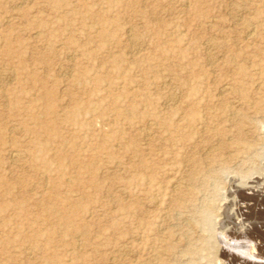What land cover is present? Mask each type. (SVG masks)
<instances>
[{
	"label": "rangeland",
	"instance_id": "obj_1",
	"mask_svg": "<svg viewBox=\"0 0 264 264\" xmlns=\"http://www.w3.org/2000/svg\"><path fill=\"white\" fill-rule=\"evenodd\" d=\"M263 178L264 0H0V264H239Z\"/></svg>",
	"mask_w": 264,
	"mask_h": 264
},
{
	"label": "bare ground",
	"instance_id": "obj_2",
	"mask_svg": "<svg viewBox=\"0 0 264 264\" xmlns=\"http://www.w3.org/2000/svg\"><path fill=\"white\" fill-rule=\"evenodd\" d=\"M225 86H227V85H225ZM225 90H226V88H225ZM171 102L174 104L175 99H172ZM149 132L151 135V131H149ZM146 135L149 136V134H146ZM15 160H17V159L15 158ZM263 182H264V180H263ZM181 185H182V183H181ZM263 187H264V185H263ZM263 187L259 188V190L258 189L256 190L253 188L247 189V190L251 191L250 193L246 192L245 190L244 191L240 190V193L242 194L244 200H246L247 202L251 201L249 203H252V205H247V207H246L247 212H245V215L249 218H254V216L256 214H258V216H259L260 214L264 213V206L259 207V208H256L254 206L257 203L258 204H260V203L264 204V188ZM178 188H180V187H178ZM219 199L220 198H218L217 200H215L212 203L207 202L203 205V209H204V213H205L204 214L205 215L204 222L208 228L206 230V232L208 233V237H210V239L214 241V245L217 244L219 246L218 247L219 248L218 253L220 255L226 257L227 259L229 258V255L235 254L237 257L236 260L239 262V264H263L262 259L260 260L259 259L260 257H258V242H257L258 240L256 241V239L261 238L264 235V230H263L264 229V220L259 221L258 225L255 222H253V220H252L251 222L248 223L247 226L243 225V223L240 222V224H238L237 227H234V228L231 227L229 229H222L221 227H219V225H216V224H218V222H217L218 218H216V217L219 214V210L221 211L220 208H222L220 203L218 202ZM199 200H201V199H199ZM246 216H245V218H246ZM187 223H189V222H187ZM188 226L190 227V224H188ZM234 235L235 236L238 235L237 237H239V238H235ZM192 243H194V242H192ZM228 264H232V263H228Z\"/></svg>",
	"mask_w": 264,
	"mask_h": 264
}]
</instances>
